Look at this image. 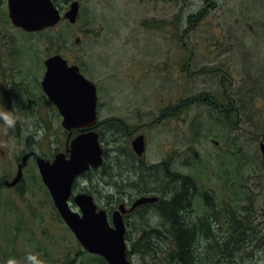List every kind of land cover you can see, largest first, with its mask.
Instances as JSON below:
<instances>
[{"label": "rangeland", "instance_id": "1", "mask_svg": "<svg viewBox=\"0 0 264 264\" xmlns=\"http://www.w3.org/2000/svg\"><path fill=\"white\" fill-rule=\"evenodd\" d=\"M73 1L79 3L75 24L61 19L52 28L27 33L12 26L7 0H0V183L14 178L26 146L50 161L65 150L61 117L40 85L44 61L58 54L96 87L97 121L119 120L131 132L126 142L117 124L97 128V133L108 128L102 135L104 162L77 181L76 193L90 194L110 221L124 202L129 208L142 196L163 199L162 190L175 183L151 166L169 160L170 173L189 176L197 186L184 222L206 224L210 214L216 216L209 221L215 236L198 235L195 264H264V0L54 4L63 14ZM185 61L192 70H173ZM195 67L208 72L194 74ZM198 92H205L200 99L228 112L200 103L177 118L162 119L161 125L145 126L162 118L164 107ZM225 92L238 111L229 110ZM5 116L14 120L13 127ZM138 135L146 138L142 157L131 146ZM205 196L211 197L212 206L206 205ZM158 205L138 208L124 218L131 264H162L172 248L171 237L160 228ZM69 206L78 212L72 201ZM231 208L237 219L250 213L263 240L251 244L249 259L235 262H228L215 246L229 234ZM102 260L86 252L61 220L33 161L23 168L16 188L0 187V264H107Z\"/></svg>", "mask_w": 264, "mask_h": 264}, {"label": "water", "instance_id": "2", "mask_svg": "<svg viewBox=\"0 0 264 264\" xmlns=\"http://www.w3.org/2000/svg\"><path fill=\"white\" fill-rule=\"evenodd\" d=\"M8 18L13 27L27 33H38L67 20L75 24L79 3L73 1L69 10L61 13L53 0H7ZM79 38L75 40L78 44ZM45 73L41 89L56 107L62 118L61 126L71 134L72 130L91 127L96 119L97 94L92 82L83 77L77 66H69L60 55L44 61ZM137 157L145 153L143 135L131 142ZM264 159V144H260ZM67 155L57 154L52 163L34 153L22 157L15 178L5 182L13 187L21 181L22 167L32 155L36 158L39 175L52 199L61 220L71 231L82 248L91 255L101 257L107 264H131L127 258L125 241L126 227L123 215L144 206L156 203V196H142L129 209L118 206L111 215V224L104 210L98 209L91 195L74 194L73 185L78 177L90 169H99L103 164V150L95 132L80 134L72 139ZM73 202L78 212L71 210Z\"/></svg>", "mask_w": 264, "mask_h": 264}, {"label": "trees", "instance_id": "3", "mask_svg": "<svg viewBox=\"0 0 264 264\" xmlns=\"http://www.w3.org/2000/svg\"><path fill=\"white\" fill-rule=\"evenodd\" d=\"M53 1L55 3L56 0ZM69 1L65 0V2ZM48 40L49 48H52L53 42L51 38H48ZM108 123L117 124V126L123 129V125L119 120H109ZM169 164L168 160V162L164 161L161 165L151 166L152 170L159 169L163 173V176L168 179V182L175 183L174 187L169 186L166 190H162L161 194L164 197L163 199L159 198L160 204L156 209L158 216L164 220L160 228L164 234L171 237L169 240L172 243L171 251H167L168 253L164 255L162 264H195L194 254L196 252L195 246L198 243V235L200 234L204 239L215 236V234L214 236L211 234L209 221L210 218L216 220V216L210 214V218L208 217L205 222L206 224L201 220H198L199 222L183 223L182 220L185 219V212L191 209L192 195L197 186L189 176L170 173ZM204 199L206 205L210 204L209 206H212L211 197L205 196ZM227 216L229 218V234L227 237L217 240L218 242L215 241V246L218 247L217 249L221 256L223 255L224 258L229 259L228 262H235L237 258L241 260L243 258L249 259L253 253V245L251 244L263 243V240L259 238L261 236L260 226L252 222L250 213L248 212L243 219H237L234 210L231 208L228 210ZM155 233L159 234L158 231ZM137 244L138 242L134 244V247ZM208 248L210 249L211 245ZM102 261L104 262V260Z\"/></svg>", "mask_w": 264, "mask_h": 264}, {"label": "flooded vegetation", "instance_id": "4", "mask_svg": "<svg viewBox=\"0 0 264 264\" xmlns=\"http://www.w3.org/2000/svg\"><path fill=\"white\" fill-rule=\"evenodd\" d=\"M177 63V62H176ZM175 64V63H174ZM173 64V65H174ZM192 70V67H191V64H189V62L188 61H185V62H179V63H177V64H175V67H173V70L175 71V72H181V73H183V71L185 70L186 72L188 71V70ZM194 70H196L195 71V73L194 74H199V75H202V74H204V73H206V72H208L205 68H201V67H195V69ZM218 70L219 69H215V71H213L212 73H215V72H218ZM189 75V74H188ZM88 80V79H87ZM91 82V81H90ZM221 82V81H220ZM183 91L184 92H188V84L187 83H184V85H183ZM185 94H187V93H185ZM205 94V92H198L197 93V95L196 96H192V98H187V97H183V98H180L179 100H176V102L173 104V105H170L169 107H164V110H165V114L163 115V117L161 118V117H158V119L156 120V121H153L151 124H149V125H145V126H150V127H154V126H157V125H161L162 123H164V121H162V119H167V117L168 118H170V120H172V118H177L178 117V113H185V112H187L190 108H195V107H199L198 105L201 103L202 105H204L205 107H207V108H209V109H213V108H217L218 109V112H224V111H226V112H228V110L227 109H224V108H222L221 106H219V107H217V105H215V103H212V102H210L209 100H207L206 98H202V99H200V96H202V95H204ZM224 98L228 101L227 102V105L229 106V110H234V111H238V109L237 108H233L234 106H237L236 105V103H235V99H233V98H231V99H229L228 97H227V93L225 92V94H224ZM56 108V107H55ZM57 110V109H56ZM58 112V111H57ZM150 113L152 114L153 113V111H150ZM59 114V113H58ZM96 115H97V113H96ZM60 116V115H59ZM61 117V116H60ZM61 122H62V118H61ZM108 122L109 121H104V122H99V121H97V119H96V121H95V123L91 126V127H83V128H81V129H75V130H72L71 131V134H69L68 133V131H66L65 130V133H66V142H65V150H64V152L63 153H60V154H65V155H67V157H68V154H66L67 153V150L70 148V143H71V141H72V139L73 138H75L76 136H78V135H80V134H84V133H88V132H95V133H97V128L98 127H101V126H104V124H106L105 126H107V124H108ZM106 128V127H105ZM108 129V128H107ZM107 129H105V130H103V131H106ZM123 129L125 130V133H123L122 132V130L121 129H119V130H121V132H119V133H121V134H123L124 135V137H125V139L124 140H126V142H127V138L128 137H130V135H131V132H129V130H128V127L126 126V125H124L123 124ZM176 129V128H175ZM103 131H101V132H99V133H97V135H98V141H99V143H100V145H101V148H102V150H103V162H104V153H105V151H104V147H103V145H102V143H103V141H102V135H103ZM139 136V135H138ZM146 141V138L144 137V142ZM145 144H146V142H145ZM29 153H34V154H36L37 156H39V157H41V158H43V156H40L36 151H35V148H33V146H26V148L24 149V151H23V154H22V156H21V161H20V163H18L17 164V168H16V173H17V170H18V166L21 164V162H22V157L24 156V155H26V154H29ZM57 154H59V153H57ZM57 154H55V155H57ZM55 155H54V157H53V159L50 161V160H46L45 158H43L45 161H49L50 163H52L53 162V160H54V158H55ZM170 158H171V155H170ZM33 161L34 162V164H35V166L37 167V164H36V158H35V156L34 155H32V156H30L29 158H28V160H27V162H26V165L25 166H23L22 167V177H21V181H23V168H25L26 166H27V164H28V162L29 161ZM143 167V166H142ZM144 168V167H143ZM37 170H38V167H37ZM95 170H97V169H90L89 171H87L86 173H84L83 175H81L80 177H78L77 178V180L75 181V183H74V185H73V191H74V194H76V189H75V185H77V181L80 179V178H82V177H84V176H87L90 172H93V171H95ZM16 173H15V176H16ZM38 174H39V171H38ZM15 176H14V178H15ZM40 176V175H39ZM40 179H41V177H40ZM8 180H5L4 182H2V184L0 183V187L1 186H4V187H6L7 189H13V188H16L19 184H17V185H15V186H13V187H7V186H5V182H7ZM12 181V180H11ZM11 181H8V182H11ZM20 181V182H21ZM19 182V183H20ZM44 185V184H43ZM45 187V186H44ZM46 188V187H45ZM47 189V188H46ZM47 192H48V190H47ZM77 193H85V192H77ZM85 194H87V193H85ZM88 195H90V194H88ZM158 197V196H157ZM158 198H160V197H158ZM122 204H124L125 205V208H126V203L124 202V203H122ZM156 204H160V200H158L156 203H153V204H146V205H144V206H147V205H156ZM121 205V204H120ZM132 205V204H131ZM131 205H130V207H131ZM144 206H141V207H144ZM129 207V208H130ZM141 207H139V208H141ZM129 208H126V209H129ZM99 209V208H98ZM138 209V208H137ZM137 209H135V210H137ZM103 210V209H102ZM135 210H133L132 212H128V213H126L125 215H123V221H124V218L126 217V215H130V214H132L133 212H135ZM106 212V211H105ZM106 214H107V212H106ZM107 217H108V220H109V216H108V214H107ZM162 219V218H161ZM110 221H111V216H110ZM109 221V223L111 224V222ZM162 223H160V226H161V224H163L164 223V220L162 219ZM183 221V223H184V220H182ZM125 224V223H124ZM126 227V226H125ZM126 233H127V231H126ZM126 233H125V236H126ZM159 238H165V237H163L162 235H159Z\"/></svg>", "mask_w": 264, "mask_h": 264}, {"label": "clouds", "instance_id": "5", "mask_svg": "<svg viewBox=\"0 0 264 264\" xmlns=\"http://www.w3.org/2000/svg\"><path fill=\"white\" fill-rule=\"evenodd\" d=\"M4 119L9 128L14 126V120L10 116H5ZM29 260H31V257H29ZM9 264H13V262L10 261Z\"/></svg>", "mask_w": 264, "mask_h": 264}]
</instances>
